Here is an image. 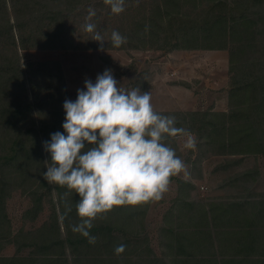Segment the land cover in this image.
Segmentation results:
<instances>
[{
	"label": "trees",
	"instance_id": "16d2710c",
	"mask_svg": "<svg viewBox=\"0 0 264 264\" xmlns=\"http://www.w3.org/2000/svg\"><path fill=\"white\" fill-rule=\"evenodd\" d=\"M91 2L0 0V251L13 245L16 252L0 256V264H140L127 250L137 248L148 203L113 206L98 216L90 230L94 244L72 231L80 221L79 195L43 179L51 159L43 142L64 133L65 78L58 62L23 65L20 57L32 50H101L92 39L75 44V30L67 33L71 16ZM155 12L156 20L133 21L132 32L117 28L127 42L116 48L110 38L103 50L226 51L229 111L156 112L174 116L177 127L195 136L200 157L211 149L233 162L264 157V0H159ZM258 175L245 169L236 179L248 190ZM16 190L31 201L25 219L34 222L46 199L49 219L14 233L6 200ZM67 207L72 211L64 216ZM161 231L171 264H264V195L212 203L176 198ZM121 244L125 251L116 255Z\"/></svg>",
	"mask_w": 264,
	"mask_h": 264
},
{
	"label": "rangeland",
	"instance_id": "374dc122",
	"mask_svg": "<svg viewBox=\"0 0 264 264\" xmlns=\"http://www.w3.org/2000/svg\"><path fill=\"white\" fill-rule=\"evenodd\" d=\"M158 1L139 0L137 4V0H125V11L116 15L111 13L110 6L105 5L103 0H92L91 7H82L76 15L71 16L72 19L67 22V33L70 34V29L75 30L73 35L75 44L81 43V46H85L86 40L91 39L93 35L83 28L91 8L95 10L96 15L90 22L96 25V31L104 37L103 47H106L109 45L111 33L114 30L118 31L120 26L132 32L133 21L135 23L142 18L147 21L156 20L155 10ZM94 42L101 47V42ZM20 57L23 65L46 61L58 62L65 78L67 99L73 101L76 99L77 89L84 87L86 78L95 82L97 74L105 69H111L118 87L127 89L139 87L141 91L150 92L154 110L229 111L226 101L228 89L226 51L176 50L168 53L155 50H32L21 52ZM184 140L185 137H179L175 142H171L170 147L176 149V154L184 161L187 177L184 173L173 176L176 180L170 181L168 191L162 198L159 201L148 202L141 225L142 236L137 240V248L127 250L130 252V258L140 264H148L144 259L152 260V264H171L169 250L163 244L166 239L161 228L165 214L176 198L212 203L229 201L241 196L264 195V157H250L242 162H233L229 161L231 159L216 156L212 149L204 150L200 157L197 144L195 149H184ZM200 148L205 149L206 146ZM226 167L230 168L225 169ZM245 169L259 171L254 182L249 183L248 190H245L243 180L236 179L237 174ZM179 180L185 181L186 184L179 183ZM46 200L37 219L29 222L23 214L31 206V201L20 190L14 191L6 200V212L12 231L16 233L21 229L27 231L36 229L47 221L51 209ZM61 231L64 232L63 229ZM144 246H148L150 252L148 248L144 249ZM142 252L144 254L140 258L137 257ZM14 255L16 252L13 245H7L0 251V256Z\"/></svg>",
	"mask_w": 264,
	"mask_h": 264
},
{
	"label": "clouds",
	"instance_id": "9594fccd",
	"mask_svg": "<svg viewBox=\"0 0 264 264\" xmlns=\"http://www.w3.org/2000/svg\"><path fill=\"white\" fill-rule=\"evenodd\" d=\"M103 2L112 14L125 11V0ZM95 15L90 8L83 28L93 34L92 40L101 42L103 50L104 37L90 22ZM126 42L127 37L118 31L111 33L114 47ZM117 84L111 69L97 74L95 82L86 78L76 99L63 102L62 127L67 134L57 131L43 142L51 155L43 179L79 195L75 209L80 221L72 231L90 244L96 242L90 230L98 216L113 206L159 201L168 191L171 177L181 173L187 177L184 161L166 143L169 138L185 137L184 149H195L197 144L190 131L176 126L174 116L154 110L150 92ZM71 211L67 207L64 216ZM125 248L118 245L114 253L120 255Z\"/></svg>",
	"mask_w": 264,
	"mask_h": 264
},
{
	"label": "crops",
	"instance_id": "0c3cea01",
	"mask_svg": "<svg viewBox=\"0 0 264 264\" xmlns=\"http://www.w3.org/2000/svg\"><path fill=\"white\" fill-rule=\"evenodd\" d=\"M155 111H159V112H161L160 110H155ZM199 111V110H198ZM201 111V110H200ZM184 112H189V111H184Z\"/></svg>",
	"mask_w": 264,
	"mask_h": 264
}]
</instances>
